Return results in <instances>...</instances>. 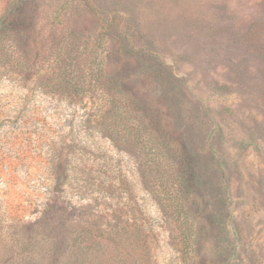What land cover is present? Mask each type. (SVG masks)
<instances>
[{"label": "rangeland", "instance_id": "rangeland-1", "mask_svg": "<svg viewBox=\"0 0 264 264\" xmlns=\"http://www.w3.org/2000/svg\"><path fill=\"white\" fill-rule=\"evenodd\" d=\"M25 6L35 35L9 45L28 51L31 73L19 82L0 63V264H185L154 169L133 133L110 131L135 124L125 103L148 107L154 132L176 146L184 136L194 155L203 185L182 199L195 240L188 264H264V0ZM95 12L119 15L146 58L111 38ZM67 38L73 70L90 63L109 85L124 79L129 117L100 94L47 81ZM159 62L174 76L167 99L146 76Z\"/></svg>", "mask_w": 264, "mask_h": 264}, {"label": "trees", "instance_id": "trees-1", "mask_svg": "<svg viewBox=\"0 0 264 264\" xmlns=\"http://www.w3.org/2000/svg\"><path fill=\"white\" fill-rule=\"evenodd\" d=\"M27 1L8 0L5 9L0 13V63L9 68L11 73L19 78V82L24 81V77L31 73V58L27 50L23 53L11 51L9 42L13 38L29 41L35 35L32 15H29V9L25 6ZM85 2L88 3V0ZM95 13L97 14V12ZM98 19L106 33L111 38L122 41L128 52L131 51L135 53L134 55L141 53L143 58H146L144 49L136 46L133 38L127 34L126 25L119 15L114 14L108 18L98 15ZM67 40V57H63L64 55L58 52L51 59L50 66H54V70H49L50 76L47 81L54 82L59 91L72 90L75 93H84V95L90 96L93 93L100 94L104 100V108L112 106L116 113L120 112V116L129 117L128 111H121L123 110L121 109L123 101L126 102L129 96L128 91L120 84L124 79L111 81V85H109L107 83L109 78L104 75V71L93 69L90 63L86 64L84 70H73L74 59L71 58L69 52L71 51L69 38ZM148 56L156 62V56L151 54ZM120 59L122 60L123 57L121 56ZM158 66H161L163 70H147L146 76L157 82L161 89V95L167 99L170 96L169 86L174 80L173 72L167 70V66L162 62H159ZM86 81L94 86L80 88V85ZM125 105L137 115L135 124L127 118L126 124L120 130L117 128L110 131L115 133L116 137L133 133L147 159V166L152 167L157 175L155 191L158 205L168 212L176 222L182 259L185 264H188L195 240L192 234L193 224L188 219L182 199L184 195H188L192 191H200L203 185L194 155L184 136L176 140L178 144L176 146L171 141L163 140L161 134L154 132L151 124L152 113L148 107L136 106L134 103L132 105L125 103ZM217 204L220 207V215L224 214L225 197L219 198Z\"/></svg>", "mask_w": 264, "mask_h": 264}]
</instances>
